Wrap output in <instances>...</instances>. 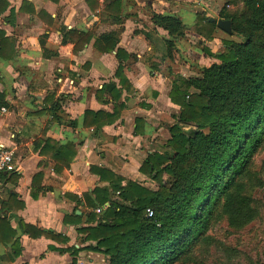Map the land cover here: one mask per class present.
<instances>
[{
	"label": "crops",
	"instance_id": "0c3cea01",
	"mask_svg": "<svg viewBox=\"0 0 264 264\" xmlns=\"http://www.w3.org/2000/svg\"><path fill=\"white\" fill-rule=\"evenodd\" d=\"M28 1L35 11L28 5L21 10L23 0H10L14 23L6 19L9 12L0 17V27L13 38L15 48L12 57L0 58V90L8 102L0 108V144L15 147L17 167L0 173V199L11 206L0 203V215L11 217L21 242V253L13 261L1 259L0 264H71V251L86 244L78 232L79 226L87 225L90 211L84 194L99 185L112 191L110 182L92 167L121 176L119 185L129 179L153 185L139 168L148 152L164 149L168 126L176 122L180 106L169 95L173 81L177 74L190 76L216 62L205 47L214 54L223 52L220 31L228 32L217 25L212 39L199 34L197 10L188 8L186 0L124 1L119 24L101 20L104 0H98V13L87 0ZM204 1L197 0L196 8L206 13ZM154 13L178 16L187 28L185 36L175 39L171 57L166 56L163 42L171 37L152 22ZM70 29L94 36L88 43L72 42L66 38ZM111 30L117 31V46L129 54L123 71L128 89L123 88L120 115L96 133L94 125H85V112L112 113L115 101L108 89H102L111 81L121 86L116 50L103 53L95 46L96 37ZM193 34L197 45L188 38ZM53 104L59 105V120H53L49 111ZM49 141L75 146L70 166L60 172L54 168L55 150ZM74 213L79 217L66 222ZM19 220L66 240L31 237L21 230ZM0 254L13 255L11 243H0ZM105 261L103 253L93 250H81L77 256V264Z\"/></svg>",
	"mask_w": 264,
	"mask_h": 264
},
{
	"label": "trees",
	"instance_id": "16d2710c",
	"mask_svg": "<svg viewBox=\"0 0 264 264\" xmlns=\"http://www.w3.org/2000/svg\"><path fill=\"white\" fill-rule=\"evenodd\" d=\"M124 1L104 0L99 12L103 21L122 23ZM93 11L99 8L98 0H87ZM235 8L223 7L219 16L232 21V35L243 40L226 38L225 50L214 54L217 61L201 68L200 72L184 76L177 74L170 91L172 102L180 106L176 122L168 126L170 136L163 150L147 153L139 168L154 186L138 180H123L103 167L93 166L92 171L108 180L84 194L90 211L87 225L78 232L86 243L71 251L73 262L81 250H93L106 256L104 263L94 264H206L196 255L200 247L214 242L210 231L221 220L233 229H242L259 215L252 190L264 187V156L261 169L257 168V155H264V0H231ZM28 5L23 0L21 10ZM15 20V8L10 0H0V17ZM98 13V12H96ZM152 22L168 31L164 38L166 56L173 55L175 39L185 36L186 26L180 17L154 13ZM196 30L206 39L213 38L217 27L204 11H197ZM116 30L103 32L95 39L96 48L105 53L116 50L119 65L116 76L121 86L111 81L103 86L115 101L112 113L85 112V125H94L99 133L106 123H112L124 107L123 88L128 89L124 76V62L129 54L117 46ZM94 34L90 31L70 29L66 38L76 43H88ZM77 49V46H75ZM15 54L14 40L0 27V58ZM8 105L6 92L0 90V108ZM58 104L49 109L53 120H59ZM47 145L54 147L55 170L69 167L76 150L72 142ZM44 151L41 150V152ZM15 171V170H14ZM13 172V171H12ZM156 185V186H155ZM35 197L38 193L34 194ZM5 207L9 201L0 199ZM20 206H24L21 203ZM102 208L101 213L96 209ZM152 208L153 216H147ZM78 218L77 214L67 216ZM10 216L0 215V243H11L13 255L0 254L1 259L13 261L21 253L18 230ZM21 230L31 237L50 234L33 224L19 220Z\"/></svg>",
	"mask_w": 264,
	"mask_h": 264
},
{
	"label": "rangeland",
	"instance_id": "374dc122",
	"mask_svg": "<svg viewBox=\"0 0 264 264\" xmlns=\"http://www.w3.org/2000/svg\"><path fill=\"white\" fill-rule=\"evenodd\" d=\"M204 3L206 5H203V7L207 9L205 14L216 16L217 18L219 17L218 13L223 7H226V9H233L236 6L231 3V0H207V2L204 1ZM186 4L190 9L194 8L197 11L200 10L196 8V5H199L197 0H186ZM192 36L193 37L188 38H193L192 42H195V45H197V37H194V34ZM226 38L243 40L241 36L225 33L221 30L220 39L223 40ZM221 43H223V41ZM221 43L218 50L224 48L221 46ZM189 45L190 44H188V47ZM184 47H187V43ZM186 74H188V72H186ZM263 156L264 155L261 154L256 157L258 169H261ZM251 193L255 204L259 208L258 217L244 228L238 230L230 227L226 220L219 221L210 231L211 236L214 238L213 244L209 247H200L196 253L200 260L204 261L206 264H264V187H256Z\"/></svg>",
	"mask_w": 264,
	"mask_h": 264
},
{
	"label": "built area",
	"instance_id": "2783aa9c",
	"mask_svg": "<svg viewBox=\"0 0 264 264\" xmlns=\"http://www.w3.org/2000/svg\"><path fill=\"white\" fill-rule=\"evenodd\" d=\"M15 147L0 144V173L12 172L16 169ZM147 216H153L154 211L152 208H147ZM97 213L102 212V208L96 209Z\"/></svg>",
	"mask_w": 264,
	"mask_h": 264
},
{
	"label": "water",
	"instance_id": "95a60500",
	"mask_svg": "<svg viewBox=\"0 0 264 264\" xmlns=\"http://www.w3.org/2000/svg\"><path fill=\"white\" fill-rule=\"evenodd\" d=\"M210 21L216 22L217 25L222 28L223 30H225L228 33L232 32V21L230 19H224V18H214V17H210L209 18Z\"/></svg>",
	"mask_w": 264,
	"mask_h": 264
}]
</instances>
